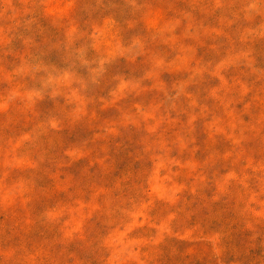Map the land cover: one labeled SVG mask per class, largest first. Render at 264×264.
Masks as SVG:
<instances>
[{"label":"rangeland","instance_id":"374dc122","mask_svg":"<svg viewBox=\"0 0 264 264\" xmlns=\"http://www.w3.org/2000/svg\"><path fill=\"white\" fill-rule=\"evenodd\" d=\"M0 264H264V0H0Z\"/></svg>","mask_w":264,"mask_h":264}]
</instances>
